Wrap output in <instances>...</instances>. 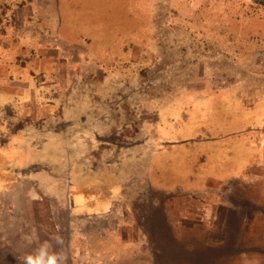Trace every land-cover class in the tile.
Instances as JSON below:
<instances>
[{
	"label": "rangeland",
	"instance_id": "374dc122",
	"mask_svg": "<svg viewBox=\"0 0 264 264\" xmlns=\"http://www.w3.org/2000/svg\"><path fill=\"white\" fill-rule=\"evenodd\" d=\"M58 1L57 34L44 26L57 0H0V264H25L45 243L59 264H247L233 257L247 239L217 235L206 213L227 203L217 186L232 192L218 162L248 140L237 119L264 83V0ZM70 41L83 72L66 106L75 120L48 121L68 88L47 66L41 103H26L25 79L42 48Z\"/></svg>",
	"mask_w": 264,
	"mask_h": 264
},
{
	"label": "crops",
	"instance_id": "0c3cea01",
	"mask_svg": "<svg viewBox=\"0 0 264 264\" xmlns=\"http://www.w3.org/2000/svg\"><path fill=\"white\" fill-rule=\"evenodd\" d=\"M56 5H57L56 22L47 21L46 23H44V26H46L47 28L51 27L58 34L60 33L59 28L62 26L60 21L61 19L60 14L62 13L61 12L62 5L59 4L58 0ZM69 44L70 46L67 47L68 49L64 48V50L62 51L59 48H52L50 50H46L42 48L44 54H41L40 52L39 55L34 57V59H37L36 61H38L41 66H39L37 63L34 64L35 67L32 69V72H30L29 70V75H27V78L25 79L32 83L30 85H27V88H25L26 103L30 102L29 99L32 97L36 101L39 98L37 95L38 92H37L36 84H39L38 82L40 78L43 79V73L46 71L45 69H47L46 68L47 66H49L48 74L53 72L52 74L56 75L57 87L60 88V86L65 85V87L68 88L66 89L65 93L70 98L67 97L68 98L67 101L63 100L60 102H56L54 100L53 102H51L52 104L49 105L51 107L58 109H56L55 112H53L50 115L48 121L54 120L55 122V121H60L62 119V122L64 120L67 122L68 121L70 122V120L74 122L75 120L74 118L65 116V112L67 105L72 106V104L77 103L74 102V99L79 97V95L76 93V91H79V89H76L71 85L75 81H78L77 76L83 74V72L82 70L80 71V69L77 66L78 63L77 59H79V57L81 56L79 54L80 52L79 50H76L77 48L74 46L73 41H70ZM48 56L50 58H48ZM59 57L61 59L64 58L69 59L71 61L72 59H74L72 61V67H69L65 70L64 61L60 59V61L57 62V59L59 60ZM52 61L53 62L55 61V67H53V64H51L53 63ZM96 67L97 66L96 65L94 66L93 64L88 65L87 68L88 72L85 76L89 77L93 75V73L96 70ZM36 68H38V70ZM58 70L61 73V75L60 73H58ZM2 87H5L4 84L2 85ZM49 91L50 90L48 88V84H46V94ZM249 94H250V99L253 100V104L248 106L247 109L248 113L243 115L245 119L241 120L239 118V116H241L240 114L242 113V111L243 112L246 111V106H244L240 98L236 97L237 104L235 103V106H237L238 109H240L238 110L239 114L237 112L235 113L233 112L234 116L237 115V117L239 118L237 119V121H239L238 123L240 124L241 122L250 123L248 140L246 141L241 139H239L238 141L235 140L233 146L234 149L232 150L234 156L233 158L235 160L233 164L226 163L225 161L226 157H221L222 161L218 162L219 163L218 165L222 166V171L225 172L229 171L231 172L230 174L233 175L232 179L234 180V187L232 189V192L227 194V192L221 193L220 187L217 186V194H216L217 199L220 201L221 198H226L227 203H223V204L215 203L214 205H212V202H210L208 204V208L210 210L207 209L208 210V213H206L207 217L203 215V219L204 217H206L207 220L208 218H210L209 220L210 222L208 221V225L206 224L204 219V225L206 224V226L208 227L210 226V228L212 227L215 228L216 231L218 232L217 235H220V233H224V235H227L233 232L239 237L242 236L244 237L245 240L247 239L249 244L248 252L245 254H241V252H239L240 253L239 254L234 249L233 257H237V258L243 257L244 259H248L247 264H264V83L259 82L255 84L254 87L250 88ZM62 98H65V96L62 95ZM62 98H60V100H62ZM38 102L39 101H37V103ZM51 110H53V108H51ZM40 112L41 110H36L34 114L31 116V119L40 121V118L42 117ZM71 125H76V124L74 123ZM53 126H54L53 133L55 135H58V138L65 137L64 133L61 134V131L63 130L62 126L60 127L57 123H55V125L53 124ZM109 130L111 131V126L109 127ZM94 131L98 132V127H95ZM69 133H73V132L69 131ZM87 134L89 135V137H91L90 133ZM94 135L96 136H93L92 138L95 139L97 137V134L95 133ZM247 142L249 144L248 147H247ZM237 146L238 147L243 146L244 150L240 151L241 148L237 150L236 149ZM229 153L230 152H227L224 153L223 155L224 156L225 154L229 155ZM218 155L220 154L218 153L214 154V158L219 159ZM236 156L239 157L236 158ZM116 184L118 183L116 182L112 183V185H116ZM209 193L211 192L209 191ZM214 209H216L217 212H211L214 211ZM221 229H224V232ZM224 239L226 241L227 236L224 237ZM218 247L221 248L222 246H218Z\"/></svg>",
	"mask_w": 264,
	"mask_h": 264
},
{
	"label": "clouds",
	"instance_id": "9594fccd",
	"mask_svg": "<svg viewBox=\"0 0 264 264\" xmlns=\"http://www.w3.org/2000/svg\"><path fill=\"white\" fill-rule=\"evenodd\" d=\"M57 242L59 243L58 238ZM59 261V256L50 251V245L47 243L41 245L37 252L25 258V264H59Z\"/></svg>",
	"mask_w": 264,
	"mask_h": 264
},
{
	"label": "bare ground",
	"instance_id": "6f19581e",
	"mask_svg": "<svg viewBox=\"0 0 264 264\" xmlns=\"http://www.w3.org/2000/svg\"><path fill=\"white\" fill-rule=\"evenodd\" d=\"M78 5H79V4H78ZM89 6H90V5H89ZM89 6H88V7H89ZM89 9H90V8H89ZM86 10H87V9H86ZM120 20H121V19H120ZM113 21H114V20H113ZM120 24H121V23H120ZM72 25H73V24H72ZM118 25H119V24H118ZM101 27H102V26H101ZM175 261H176V260H175Z\"/></svg>",
	"mask_w": 264,
	"mask_h": 264
}]
</instances>
